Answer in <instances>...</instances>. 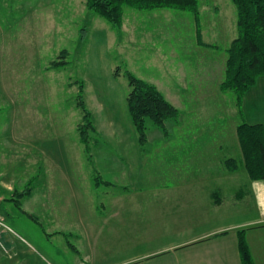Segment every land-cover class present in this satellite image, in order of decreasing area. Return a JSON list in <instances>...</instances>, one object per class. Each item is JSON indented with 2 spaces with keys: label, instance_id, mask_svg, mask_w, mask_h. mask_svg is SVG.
I'll use <instances>...</instances> for the list:
<instances>
[{
  "label": "rangeland",
  "instance_id": "obj_1",
  "mask_svg": "<svg viewBox=\"0 0 264 264\" xmlns=\"http://www.w3.org/2000/svg\"><path fill=\"white\" fill-rule=\"evenodd\" d=\"M213 5L235 4L199 0L198 14L125 6L123 25L115 28L86 0H0V216L9 227L0 233V264H85L106 254L109 244L142 243L150 234L143 215L157 207L154 199L184 189L175 181L179 174L204 175L211 160L224 155L239 164L228 173L226 204L240 219L256 216L250 202L234 205L230 196L249 186V176L237 138L242 118L236 117L235 94L218 88L226 51L216 50L209 61L197 47L196 17ZM227 19L225 29L216 20L220 36L229 33L221 42L232 33ZM64 49L66 57L59 58ZM57 59L66 63L53 67ZM126 70L155 83L179 109V120L166 122L167 135L147 118L148 139L140 143L127 105ZM185 89L199 97L188 98ZM81 93L92 121L88 150L79 130ZM227 135L240 152L232 146L228 153ZM132 179L145 189L127 201L121 194ZM97 180L113 185L98 187ZM128 210L133 222L127 226L108 219L109 211ZM168 234L158 230L156 239Z\"/></svg>",
  "mask_w": 264,
  "mask_h": 264
},
{
  "label": "crops",
  "instance_id": "obj_2",
  "mask_svg": "<svg viewBox=\"0 0 264 264\" xmlns=\"http://www.w3.org/2000/svg\"><path fill=\"white\" fill-rule=\"evenodd\" d=\"M234 6L213 5L209 13L204 16L200 13L196 17L197 47L199 49L202 47L203 50L199 53L209 61L214 60L217 56L216 50L226 51L231 41L237 36V10ZM222 9L225 11L223 15H221ZM214 12L217 13L214 14ZM225 18H228L227 23H232L233 28L230 29L231 36L221 42L220 37H227L226 35L229 33L224 31V36H220L222 26L218 28L219 32L216 20H222L225 29L223 22ZM234 26H236L235 29ZM197 47L194 48L196 52ZM184 48L186 47L180 45L182 51ZM223 57V66L221 65L220 69L223 67L225 69L227 52ZM215 70V66L214 68L210 66L208 71L212 75ZM210 74H207L208 79H212ZM222 77L218 82L219 89L220 83L224 79ZM208 83L206 82L207 86ZM197 88L199 87L197 86ZM184 94L192 100L199 97V93L196 94V97L195 94H189L188 89H185ZM236 113V117L242 118L240 123L264 124V77H261L256 85L247 92L240 110L237 109ZM224 138L227 137L224 136ZM233 139L236 140V137ZM223 145H228L229 154L233 152L232 146H235L236 153L239 151L237 140L236 144H232V137L228 136V140ZM181 150L183 151V149ZM230 158L235 157L224 155L215 162L211 160V166L204 175L195 174L192 177H181L182 174L178 173L179 177L175 181L178 187L184 189L179 190L176 194L163 195L157 200L154 199L157 207H153L152 204L153 211H146L143 215L144 229L147 231L149 228L150 234L143 237L142 243L146 245L149 243L150 246L141 250V242L109 244L104 248L107 251L106 254L85 264H242L238 245V231L241 229H245L255 263L264 264V180H252L249 177V186L236 187L233 190L234 193H230L234 205L250 202L256 212V216L250 220L240 219L239 213L233 211L231 205H227L224 200V195L230 191L226 189L230 182L228 173H236L239 168V164L235 170L227 166L226 161ZM242 163L244 165L243 155ZM103 183L113 185L111 181ZM129 183L127 191L121 194H124L121 196L122 198L128 196L127 201L137 194L134 193L136 190L143 189L141 182L136 179L130 180ZM95 184L98 187L101 186V183H97V181ZM202 184L206 186L199 190V186ZM166 187L168 186H165V190H167ZM121 201L123 203V200ZM164 203H168V205H164ZM244 214L247 215V212L244 211ZM108 216V219L119 218L118 222L122 226L133 222L129 210L114 212L112 216L109 211ZM137 223H141V220L135 224ZM158 230L169 234L164 235V240H158L156 239ZM86 258L87 256L84 259L86 260Z\"/></svg>",
  "mask_w": 264,
  "mask_h": 264
},
{
  "label": "trees",
  "instance_id": "obj_3",
  "mask_svg": "<svg viewBox=\"0 0 264 264\" xmlns=\"http://www.w3.org/2000/svg\"><path fill=\"white\" fill-rule=\"evenodd\" d=\"M237 10V36L226 48L227 59L225 75L220 83V90H232L235 94L237 109L243 103L247 92L264 77V0H233ZM92 12L106 19L115 28L123 25V8L125 6L138 10L173 9L184 12L199 13V0H86ZM67 49L60 55L66 57ZM66 60H54L53 67H59ZM120 70L116 74H120ZM129 93L127 105L131 120L139 134V141L144 144L147 139L146 119L153 122L168 134L166 122L179 120L180 111L161 92L158 86L126 70ZM77 105L82 109L83 119L79 125L81 140L88 146L87 130L92 121L90 111L85 106L82 93ZM87 121V123H86ZM237 135L242 150L244 165L252 180H264V124L242 122L237 126ZM227 166L232 170L238 167V161L230 158ZM108 182V181H99ZM26 192H23L24 195ZM238 245L242 264H256L245 229L238 231Z\"/></svg>",
  "mask_w": 264,
  "mask_h": 264
},
{
  "label": "built area",
  "instance_id": "obj_4",
  "mask_svg": "<svg viewBox=\"0 0 264 264\" xmlns=\"http://www.w3.org/2000/svg\"><path fill=\"white\" fill-rule=\"evenodd\" d=\"M2 228H9V227L5 224V222H3V220L1 219V216H0V230Z\"/></svg>",
  "mask_w": 264,
  "mask_h": 264
}]
</instances>
